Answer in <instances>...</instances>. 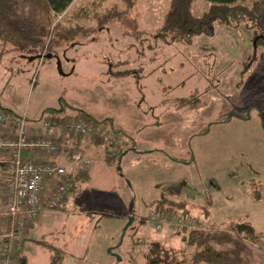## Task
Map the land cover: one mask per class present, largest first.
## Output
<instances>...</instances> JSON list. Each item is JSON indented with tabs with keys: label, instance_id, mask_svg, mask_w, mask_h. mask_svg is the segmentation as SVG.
Returning a JSON list of instances; mask_svg holds the SVG:
<instances>
[{
	"label": "rangeland",
	"instance_id": "obj_1",
	"mask_svg": "<svg viewBox=\"0 0 264 264\" xmlns=\"http://www.w3.org/2000/svg\"><path fill=\"white\" fill-rule=\"evenodd\" d=\"M166 6L138 0L124 13L120 0H74L56 19L65 29L82 28L53 46L62 75L53 58L2 54L1 108L39 123L61 106V116L82 110L108 119L109 130L121 129L120 149L138 148L120 171L115 160L94 157L89 180L64 209L29 227L26 264H146L153 243L175 249L187 264L197 251L189 231L227 232L243 222L263 241H245L248 264H264V45L253 48L264 38V16L260 24L217 23L211 36L176 43L156 38ZM207 7L195 0L193 15ZM109 11L123 14L98 28L95 15ZM160 200L186 202L184 222L164 216L160 230L148 225ZM210 246L232 249L224 239Z\"/></svg>",
	"mask_w": 264,
	"mask_h": 264
},
{
	"label": "trees",
	"instance_id": "obj_2",
	"mask_svg": "<svg viewBox=\"0 0 264 264\" xmlns=\"http://www.w3.org/2000/svg\"><path fill=\"white\" fill-rule=\"evenodd\" d=\"M124 6V13H128L138 2V0H120ZM208 7L200 17L193 15L192 9L195 0H167V6L161 19L160 28L156 38L161 40L169 39L171 42L190 41L193 37L205 35L211 36L214 31V25L237 27L245 21L260 24L264 16V0H204ZM74 0H0V58L3 53L11 52L22 59L29 57L46 56L52 54L56 56L53 46L60 41L65 42L69 38L82 32L81 27L65 29L56 22ZM122 12L109 11L104 16L95 15L97 27L105 26L115 18H120ZM53 36H56L57 41ZM257 44L264 45V38L256 37ZM44 59V58H43ZM72 63L74 61H71ZM60 111H54L55 115L48 120L51 123H62L67 117L61 116ZM0 111L15 116L13 112L6 111L0 107ZM75 116L81 117L83 123L93 124L105 127L106 118L94 114H88L85 111L77 110ZM16 117V116H15ZM46 120V119H45ZM120 131V130H119ZM71 139L67 137L58 138V142L67 145ZM95 145L103 147L106 158L116 161L117 168L120 166L124 157L130 152H137L135 145L131 148L120 149L117 157L112 158L106 146H102L100 142L93 140ZM79 149V141L75 143ZM109 153V154H108ZM89 180V174L86 171L78 172L70 181L71 195L77 192V188L81 183ZM165 202V203H164ZM186 202L169 203L160 200L154 207V212L161 217L186 218L188 211ZM205 207H210L209 205ZM206 211V210H205ZM205 215H208L207 211ZM142 218V222H144ZM141 222V223H142ZM7 221H5V226ZM231 230L227 232L205 233L201 230H191L188 233V244L196 248V252L191 258L185 262L187 264H248L250 253L245 241L252 244H262L261 234L257 233L254 227L247 222L235 223L231 225ZM231 234L235 238L230 237ZM225 240L232 245V249L226 251H216L211 248L210 243L215 241L221 242ZM36 243L52 252L54 255L57 249L52 245L36 241ZM50 260H55L54 256ZM146 264H182L178 259L175 249L166 248L159 243H153L148 251Z\"/></svg>",
	"mask_w": 264,
	"mask_h": 264
},
{
	"label": "built area",
	"instance_id": "obj_3",
	"mask_svg": "<svg viewBox=\"0 0 264 264\" xmlns=\"http://www.w3.org/2000/svg\"><path fill=\"white\" fill-rule=\"evenodd\" d=\"M39 128L47 133L30 128L25 115L15 117L0 111V264H18L27 226L45 213L60 210L71 195L70 181L88 167L75 143L93 139L117 157L124 138L119 130L85 124L75 115L62 123L43 120ZM67 135L71 139L63 147L58 138ZM30 154L37 159H30ZM182 222L183 218L177 221ZM161 223L158 213L150 214L148 225L155 231L161 229Z\"/></svg>",
	"mask_w": 264,
	"mask_h": 264
},
{
	"label": "crops",
	"instance_id": "obj_4",
	"mask_svg": "<svg viewBox=\"0 0 264 264\" xmlns=\"http://www.w3.org/2000/svg\"><path fill=\"white\" fill-rule=\"evenodd\" d=\"M13 113L15 114L16 117H19V116H21V115H25L26 118H27V121H28V123H29V125H30V128H32L33 130L38 131V132L43 133V134H46V133H47V132H45L43 129L40 130L39 126L41 125V123H39V122H30V121H29V118L27 117V114H25V113L17 114L16 112H13ZM91 114H92V113H91ZM119 129H120V128H119ZM120 130H121V129H120ZM79 148H80V150H81V152H82V155H83L84 160L88 163V166H90V168H91V165H90V164L92 163V160L94 159V157H95L96 155L99 156V158H102L103 155H104V157H106L103 147H101V146H99V145H95L91 139H83V140L79 141ZM126 148H127V146H126ZM135 148L138 149L136 145H135ZM136 153H138V152H136ZM33 154H34V153H33ZM33 154L28 155V157H29L30 159H32V160L37 159V158L35 157V155H33ZM56 160H57V159H56ZM58 161H59L60 163H62L61 160H58ZM1 169H2V168L0 167V177H1ZM67 200H68V199H67ZM67 200H66L65 203L62 205V207H61L60 210L64 209V207H65V205H66V203H67ZM1 208H2V196H1V193H0V209H1ZM58 211H59V210H58ZM54 213L56 214V213H58V212L56 211V212H54ZM54 213H51V214H54ZM49 214H50V213H49ZM42 218H43V217H41L40 220H39L37 223H35V224H40V223L42 222ZM32 225H33V224H30V225L27 226L26 233H25V237H24V242H25V240H26V236H27V234H28L29 231H30L29 227L32 226ZM30 228H31V227H30ZM24 242H23V246H24ZM21 260L23 261L22 264H26V259L24 258V256H23L22 254H21Z\"/></svg>",
	"mask_w": 264,
	"mask_h": 264
},
{
	"label": "water",
	"instance_id": "obj_5",
	"mask_svg": "<svg viewBox=\"0 0 264 264\" xmlns=\"http://www.w3.org/2000/svg\"><path fill=\"white\" fill-rule=\"evenodd\" d=\"M256 41H257V38H255L254 39V41H253V48H254V50H255V48H256ZM55 59V61H56V63H57V67H58V71H59V73L62 75V71H61V63H60V59L58 58V56H53L52 54H48V55H46V56H38V57H29V58H26V60L28 61V62H34V61H36V60H41V59ZM133 221H134V217L132 216V217H130V219H129V221H128V224L124 227V229H123V233H122V237H121V239L124 237V235H125V233H126V231H127V229L130 227V225L133 223ZM120 243H121V241H120ZM111 252V251H110ZM119 260V257H117V261Z\"/></svg>",
	"mask_w": 264,
	"mask_h": 264
}]
</instances>
